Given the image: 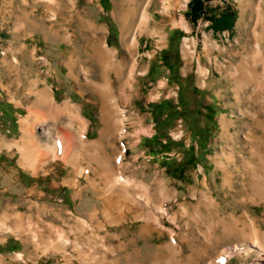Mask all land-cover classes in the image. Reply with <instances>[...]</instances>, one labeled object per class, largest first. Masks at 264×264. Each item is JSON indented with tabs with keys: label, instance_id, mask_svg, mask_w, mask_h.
<instances>
[{
	"label": "rangeland",
	"instance_id": "374dc122",
	"mask_svg": "<svg viewBox=\"0 0 264 264\" xmlns=\"http://www.w3.org/2000/svg\"><path fill=\"white\" fill-rule=\"evenodd\" d=\"M134 1L76 0L73 4L69 0H0V143L21 141L24 137L22 121L28 114L27 107L34 101V90L46 87H52L59 104L71 100L80 107L82 116L88 121V145L101 140L102 101L88 88L85 77L87 69L93 66L95 72L92 71L91 79L100 84L103 82L100 67L92 59L94 27L104 28V34L101 31L98 34L105 36L109 46L130 61L131 56L122 43L120 16L133 10L137 4ZM190 1L154 0L152 3L151 24L138 36L139 65L132 102L121 107L131 117L125 123L127 135L120 138L119 134L113 133L112 137L109 135L102 141L107 152L115 156V161L123 150L124 164L120 170L116 161V168L121 172L116 171L129 180L130 192H139L146 186L157 192L161 181L164 182L168 189L166 193L177 196L170 206L173 214L179 213L184 204H195V197L205 191L220 201L223 216L232 213L239 217L249 212L264 230V207L244 204L242 187L237 186V193L223 186L226 178L239 173L237 168L243 156L244 159L249 157L252 146L260 144L264 147V109L260 104L251 105V89L245 92L239 89L234 76V67L249 53L250 41L246 32L256 25L257 30L263 32L264 21H256L253 13L245 12L249 0H212L207 3L209 16L222 14L227 6L235 13L231 31L215 32L206 18L196 23L190 21L186 15ZM185 39L195 46L196 54L192 59L184 56ZM262 47L264 50V41ZM200 65L209 70L207 76H201ZM170 66L174 68L173 74L168 69ZM152 69L154 73L149 75ZM73 74L79 75L80 80L77 81ZM115 86L117 89L120 86L118 81ZM164 100H170L181 115L166 123L164 133L173 142L171 149L156 153L145 140L157 132L152 107ZM212 116L214 118L209 122ZM51 122L45 120L33 131L40 140L45 141L51 132L61 142L62 132L68 129L67 121ZM199 133L207 136V143L200 141ZM166 140L161 142L165 144ZM70 141V155L81 150L87 156H79L80 170L67 160H53L50 150L40 148L36 155L44 161L42 164L40 161L41 170L36 174L23 165L17 148L0 150V224L2 215L10 207L8 212L13 214L8 215L12 219L15 214L28 215L33 211V224L38 223L42 214L44 225L59 228L56 234L59 239L64 236L60 233L74 230L68 241L60 240L66 247L65 253H43L50 245L48 238L33 243L21 238L22 234L18 232L2 229L0 264H91L93 249L103 252L116 245L117 240L129 242L135 238L128 250L118 252L120 264H129L125 257L133 248L141 250L138 264H153L154 251L171 237L166 233H155L148 238L138 235L142 223L129 214L124 224L109 226L110 232H118L121 238H108L103 229L107 224L106 215L116 209L103 198V169L90 156L94 148L78 149V136ZM105 196L111 203L117 202V195ZM180 220L177 224L168 220L166 225L175 230L181 241L188 238V232L185 221ZM80 224L83 230L76 235L75 228ZM215 233L214 254L207 250L206 257L201 258L204 243L190 237L191 242L183 244V262L212 264L219 251L240 244V237L225 235L221 228ZM193 234L196 238L201 236L200 233ZM77 242L84 244V251L76 256L73 246ZM108 254L106 264H111L114 258L111 252ZM166 254L164 251L163 258ZM256 260L253 253L249 256L235 253L227 264H259Z\"/></svg>",
	"mask_w": 264,
	"mask_h": 264
},
{
	"label": "bare ground",
	"instance_id": "6f19581e",
	"mask_svg": "<svg viewBox=\"0 0 264 264\" xmlns=\"http://www.w3.org/2000/svg\"><path fill=\"white\" fill-rule=\"evenodd\" d=\"M69 1L76 4V0ZM134 2L137 4L134 5L135 7L133 10L120 16L123 30L122 43L131 56L130 61L121 57L120 52L117 49L110 47L105 36L98 34L100 31L104 34V28H100L98 26L94 27L95 32L92 39H94L93 48L95 53L92 55V59H94L100 67L103 82L100 84L95 82L97 80L91 79V75L93 74L92 71H94L93 66H90L87 69V76L85 77L87 78L86 82L88 88L91 89L92 92L96 93L102 101L100 111L101 122L103 125L101 130V140L93 143L92 146L88 145L86 136L88 121L82 116L80 107L72 103L71 100L59 104L55 99L52 87H46L42 90H34V101L27 107L28 114L22 121L24 126V137L21 141L13 144L1 142L0 150L5 148H17L21 154L23 165L34 171L36 174L41 170L40 161L41 164L44 161L38 158V154L36 155L38 149L40 148L50 150L52 152L51 158H53V160H67L71 163V165L73 164L76 169L80 170L78 158L80 155L86 156V154L81 153L80 150V152H78L79 155L78 153L70 155L68 151L71 142L70 140L78 136L80 139L77 147L78 149L94 148V151L90 156L93 160L95 159L103 169V172H101L104 184L103 186H105L103 189V198L106 200V203H109V206L112 204V206H114L113 209H116L114 213L111 212L106 215L107 224L103 229L107 232L108 238L109 236L112 239L121 238V235L118 232H110L109 226L118 227L121 224H124L127 221L129 214L133 215V219L142 223L138 235L148 238L153 236L155 233H158L159 235H164L166 233L171 237L166 244L154 251L156 256L153 264H185L182 260V256L184 254L183 244L191 242L190 237L193 239H200V241L204 243V249H201L203 252V254H201V258L206 257L208 251H211V254H214L213 251H216V248L213 242L217 240L215 235L217 228H221L225 235H236L240 237V244L238 246H228L225 249L222 248L223 250L217 253L215 260L212 261V264H227L235 253H239L241 256H249L253 253L257 256L256 261L259 264H264V230L262 228V224L259 223L257 219L252 218L249 212L243 213L239 217L232 213L227 217L223 216L221 213L220 201L208 192L203 191L199 197H195V204L192 203L190 206L184 204V207L181 208L182 210L179 213L172 214L170 206L174 203L177 196H173V193L171 194L168 192L171 195L166 193V190L168 189L166 188V184L164 182L161 181L157 192L152 191L153 187L151 188L150 186L143 187L139 192H130L131 189H129V180L124 179L121 174H117L118 169L116 168V161L120 170L124 164L123 150L120 156L118 154L119 158L115 161V156L113 157V154L111 155V153L109 154L107 152L106 145L102 140L109 135L113 136L115 133H117V135L119 134L120 138L127 135L125 123L131 117L128 116V111L125 109L122 110L121 107L131 104L132 102V92L135 89L136 82L135 73L139 65L137 60L139 47L138 36L148 29L151 24V6L154 0H135ZM167 10H169V7L166 8V11ZM245 12L253 13L256 17V21H264V0H256L255 3L252 0H249ZM244 16L245 14H243L242 20L244 19ZM257 28L258 25H256L253 29L251 28L250 32H246L251 44H248L249 53L244 56L242 62L238 66L234 67V76L236 85L239 89H242L243 92H245L244 90L248 88L251 89V94L248 93L251 105L252 103L254 105L260 104V106L264 109V50L262 47V43L264 41V26L263 32H259ZM131 31L134 33L133 36L131 35L133 34ZM183 45L185 58H194L196 50L194 48L195 46L193 47L192 42L185 39ZM217 45L213 44V47L218 48ZM199 72L201 73V76L205 77L208 75L209 70L200 65ZM74 76L77 81L80 80L79 75ZM117 81L120 84L118 89L115 86V82L117 83ZM259 99L261 100L258 102ZM263 109L261 108V110ZM45 120L52 122H59L60 120L67 121L66 126L68 129L67 131L62 132L61 142L57 141L56 138L58 137H54L51 132H48L45 141L40 140L41 138L36 135L35 131H33L36 126L45 122ZM54 131H57V129ZM113 140H116V138L114 137ZM263 148L264 147L260 144L252 146V149L249 150V157L244 159L243 156L242 163H239L240 167L237 166L239 173L226 178L225 183L223 184V186L229 188L232 192L237 193V186L242 187L243 189L240 188V191L244 193L245 197L243 198V202L246 205L250 204L264 207ZM253 159H256L257 161H253ZM118 172L120 173L121 171ZM106 194L110 195L109 197H111V195L118 196V199H116L117 202H115L117 207H115L116 205L113 200V203H111V200L105 196ZM8 209H10V207H8L4 212V215H2L3 218L1 217L3 222L0 224V230H8L12 233L18 232L20 235L22 234L21 238L33 243H37V241L41 242L43 239L48 238L50 245L47 246L45 251L43 250V253L49 251L65 253L67 251L66 247L63 246V243H61L60 240L63 242L68 241L71 236L70 233L74 232L73 229L68 230L65 233H60V235L64 236L59 239V237H56L59 228H56L53 225H44L42 223L44 219L42 214L41 216L39 215L40 217L38 218V223L33 224L32 219L35 214L33 211L32 214L28 215L15 214L12 219L10 215H8V213L10 214L12 211L8 212ZM40 213H42L41 210ZM9 218H11V220H9ZM180 219L185 221V227L188 232V238L181 241L177 238L175 230L168 228L166 225V221L168 220L177 224L181 221ZM79 222L83 221L80 220ZM54 230L56 231L55 234ZM82 230V225H78L75 228L76 235L77 233H81ZM194 232L200 233L202 238H200L201 236L196 238L193 234ZM185 237L187 236L185 235ZM136 239L137 238L133 240L131 239L129 242L117 240L116 245L103 252L102 250L93 249L92 253H94V255H92L91 258V264H106L108 262V258L110 257L108 254L109 252H111V256L114 258H110L112 260L111 264H120L118 252H125L128 250L129 245L133 241H136ZM73 247L75 248L73 249L76 256L80 255V253L84 251L83 243L77 242ZM164 251L167 252L166 258H163L162 256ZM140 255L141 250L139 248H133L129 253H127V257L125 258H127V260L129 259V264H138L139 260H137V258ZM145 260H148V257L145 258L144 261Z\"/></svg>",
	"mask_w": 264,
	"mask_h": 264
},
{
	"label": "trees",
	"instance_id": "16d2710c",
	"mask_svg": "<svg viewBox=\"0 0 264 264\" xmlns=\"http://www.w3.org/2000/svg\"><path fill=\"white\" fill-rule=\"evenodd\" d=\"M210 1L212 0H191L189 3V11L186 13L190 21L196 23L201 18H206L208 21L211 22V28L215 32L231 31L235 22V13L232 11L231 7L227 6L228 8L222 14H214L209 16L208 14L210 13V11L207 8V3H209ZM158 67L160 68L161 66L158 65ZM168 69L173 74L174 68L170 66ZM153 73L154 71L152 69L149 75H153ZM10 108H12L11 105ZM152 108L157 132L154 137L146 139L145 144L151 149V151L156 153L158 150H170L171 148L169 147L171 144H173V142L169 140L168 136L164 133V130L167 127L166 123L173 118L179 117L181 113L177 110L176 106L170 100H164L159 103H156L153 105ZM213 118L214 116L210 117V120L208 121L212 122ZM202 134L203 133L198 134L200 141H204V143H207V136L203 137ZM162 139H167V142L165 144L162 143Z\"/></svg>",
	"mask_w": 264,
	"mask_h": 264
}]
</instances>
